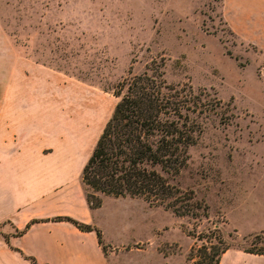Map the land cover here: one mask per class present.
I'll return each instance as SVG.
<instances>
[{
    "label": "rangeland",
    "instance_id": "1",
    "mask_svg": "<svg viewBox=\"0 0 264 264\" xmlns=\"http://www.w3.org/2000/svg\"><path fill=\"white\" fill-rule=\"evenodd\" d=\"M222 4L0 0V24L12 44L67 76L76 115L89 97L88 155L117 100L114 87L153 59L168 81L189 79L224 102L204 119L171 180L206 203L208 216H179L142 197L104 195L99 228L109 242L125 245L115 248L110 264H209L203 247L209 251L210 244L264 248V233L253 236L264 228V49L229 27Z\"/></svg>",
    "mask_w": 264,
    "mask_h": 264
},
{
    "label": "crops",
    "instance_id": "2",
    "mask_svg": "<svg viewBox=\"0 0 264 264\" xmlns=\"http://www.w3.org/2000/svg\"><path fill=\"white\" fill-rule=\"evenodd\" d=\"M222 7L229 27L264 49V0H223ZM68 84L62 72L19 52L0 24V264H34L24 254L39 264H110L125 246L102 234L104 249L95 230L53 219L100 224L101 205L89 206L81 182L90 101L76 115ZM218 264H264V254L229 247Z\"/></svg>",
    "mask_w": 264,
    "mask_h": 264
},
{
    "label": "trees",
    "instance_id": "3",
    "mask_svg": "<svg viewBox=\"0 0 264 264\" xmlns=\"http://www.w3.org/2000/svg\"><path fill=\"white\" fill-rule=\"evenodd\" d=\"M162 66L153 59L145 70L114 87L117 100L81 170L84 195L91 208L99 207L104 195H128L142 197L179 216H208L206 203L197 199L191 189H183L171 180L185 166L189 148L203 131L204 119L224 102L214 92L195 89L189 79L168 81ZM222 119L227 122L225 115ZM53 219L68 220L82 230H95L105 249L102 232L95 225L71 216ZM36 220L31 219L26 227ZM260 233L264 230L253 236L259 238ZM218 238L224 242L221 235ZM229 247L224 243L210 244V250L204 246L203 252L209 264H218L221 253ZM243 250L264 254V248ZM24 256L39 264L34 257ZM192 258L191 250L189 259Z\"/></svg>",
    "mask_w": 264,
    "mask_h": 264
}]
</instances>
